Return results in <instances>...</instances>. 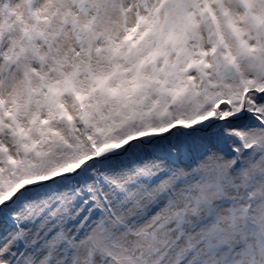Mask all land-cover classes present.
Masks as SVG:
<instances>
[{
    "label": "snow or ice",
    "instance_id": "1",
    "mask_svg": "<svg viewBox=\"0 0 264 264\" xmlns=\"http://www.w3.org/2000/svg\"><path fill=\"white\" fill-rule=\"evenodd\" d=\"M0 264H264V0H0Z\"/></svg>",
    "mask_w": 264,
    "mask_h": 264
}]
</instances>
